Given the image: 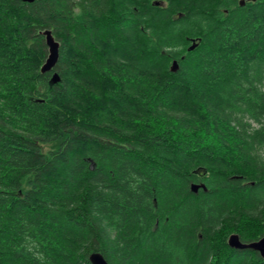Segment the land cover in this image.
Segmentation results:
<instances>
[{"label": "trees", "instance_id": "16d2710c", "mask_svg": "<svg viewBox=\"0 0 264 264\" xmlns=\"http://www.w3.org/2000/svg\"><path fill=\"white\" fill-rule=\"evenodd\" d=\"M240 1L0 0V264H264L227 245L264 236V0Z\"/></svg>", "mask_w": 264, "mask_h": 264}, {"label": "water", "instance_id": "95a60500", "mask_svg": "<svg viewBox=\"0 0 264 264\" xmlns=\"http://www.w3.org/2000/svg\"><path fill=\"white\" fill-rule=\"evenodd\" d=\"M19 1L23 3L31 4L36 0H19ZM250 1H254V0H250ZM244 3L245 2L243 0L239 2L240 6H243ZM42 35L44 36L45 45L47 47V57L44 64L40 68V72L41 74H45L51 72L57 63L59 57V43L54 39L52 32L50 30L43 31ZM194 47H195L194 45L191 46L189 50H193ZM177 70H178V64L174 61L170 66V71L172 73H175ZM51 81L52 83L58 82L57 74H53ZM199 189L205 191L203 185L192 184L190 186V190L194 194H196ZM227 245L229 246L230 249H235V250L251 249L257 252L259 256L262 259H264V236L255 242L242 243L237 235L232 234L229 236L227 240ZM88 261L90 264H108L100 253H92L89 256Z\"/></svg>", "mask_w": 264, "mask_h": 264}, {"label": "bare ground", "instance_id": "6f19581e", "mask_svg": "<svg viewBox=\"0 0 264 264\" xmlns=\"http://www.w3.org/2000/svg\"><path fill=\"white\" fill-rule=\"evenodd\" d=\"M251 250V249H250Z\"/></svg>", "mask_w": 264, "mask_h": 264}]
</instances>
